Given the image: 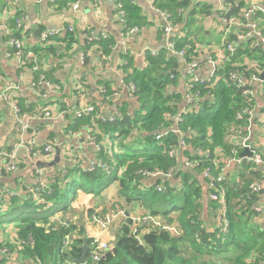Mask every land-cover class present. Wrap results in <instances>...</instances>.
<instances>
[{"label":"crops","instance_id":"0c3cea01","mask_svg":"<svg viewBox=\"0 0 264 264\" xmlns=\"http://www.w3.org/2000/svg\"><path fill=\"white\" fill-rule=\"evenodd\" d=\"M13 1L17 2L14 4ZM207 1L212 5L210 13L190 23L189 29H185V25L192 5L183 7L184 20L175 29L174 40L189 37L195 43L219 41L221 38L218 29L219 0ZM243 1L248 6L257 5L264 10V0ZM76 2L78 8L72 9V5ZM122 2L124 5V0ZM154 2L153 6H155ZM135 3L139 7L142 23L129 27L126 4L122 23L114 0H0V93L7 95L6 100H0V213L2 216L12 213L10 198L4 194V191L9 190L14 193V197H24L26 194L34 193L33 188L37 184H42L47 189L48 184L56 177L65 175L63 171L68 167L87 166L97 158L94 137L95 142L99 141L98 143L103 144L107 152H111L112 147L117 146L120 139L116 137V140L105 144L103 141L105 137L114 134L104 135L98 127L90 126L96 125L92 121L89 124H80L77 128L73 126L77 119L75 117L77 108L91 106L94 113L104 116L111 112L121 114L123 113L121 110L132 114L140 109L139 101L136 95L128 91L129 82L126 83L125 79L128 73L148 66L147 56L152 51L158 53L164 49L160 35L165 21L148 0H136ZM20 12L24 16V26L22 29H17L15 18ZM259 21L264 23L261 19ZM68 25H72L73 31L67 29ZM46 30H58L60 35L43 42L42 38ZM89 30L100 37L97 42L87 45L84 33ZM200 34L209 38L201 40ZM10 36L22 39L25 50L31 52L28 55L29 60L23 66L18 63L13 51L6 45V40ZM65 37L67 38L62 39ZM108 40L111 41L108 45L110 50L104 53L101 43ZM47 47H51L53 51L48 50ZM167 55L176 61V65L170 70L171 75H175V79L167 85L168 90L171 93H179L180 96L182 94L184 100L185 75L181 59L168 53ZM259 55L262 58V50ZM33 61L36 62V69L32 68ZM39 70L45 76L40 73L37 77L35 72ZM199 74L202 75L203 72L200 71ZM40 76H43L49 84L41 83L38 87L40 92L36 93L31 84ZM255 89L257 95L253 119L249 121L245 131L238 136L241 137L239 141L243 136H247L252 148L264 156V80L258 83ZM211 102L206 101L205 110H209L207 106ZM12 103L19 104L22 111L34 115L30 119L29 126L24 130H17L15 127ZM177 109L178 105L176 111ZM44 110L51 111L49 117L44 116ZM174 127L175 124L170 121L168 131ZM168 131L162 129L160 132L163 135ZM32 138L39 147L55 138L57 145L54 152L47 155L40 151L32 153V148L28 152L25 146L19 145L20 141L26 144ZM228 138L234 145V141H238L236 138ZM186 146L184 151L189 154L195 153L192 147ZM57 149L58 160L55 159ZM11 151H14L18 161L15 171L8 170V159L4 156V153ZM238 152H241L239 147ZM239 153L237 157H241ZM178 156L177 161L180 160L178 167L182 169L183 155L180 152ZM231 157H233L231 152L230 155L220 156L223 159L222 175L228 181L239 182L241 177H246L263 185V190L261 193H256L253 202L262 211L257 212L258 214L253 217V223L264 230V164L243 170L242 165L250 162L244 160L238 164ZM187 170L197 177L204 191L202 212L203 216L208 218L205 219L206 228L213 232L221 225L220 212L208 206L210 202L207 197L208 185L202 173L198 174L194 169ZM37 171H41V174L39 175ZM121 172L122 170L117 171L118 175H121ZM38 180L43 182L36 183ZM168 180L172 181L173 177ZM141 183L142 191L155 184L163 185L160 179L154 177H144ZM34 195L38 197V194L34 193ZM145 195L147 192L131 195L129 198L123 197L118 179L110 181L96 194H89L88 191L79 189L72 198L73 202L68 203L63 210L53 213L48 218V222L64 220L81 227L84 236L81 249L86 238H90L89 240L97 238L110 244L112 250L117 230L128 219L132 220L131 231L138 229L139 226H146L147 228L144 229L146 231L150 227H158L152 221L142 222L141 219H136L139 216H151L150 210L144 203ZM65 211L69 212L66 219H64ZM212 215L213 219H209ZM24 216L7 219L5 222L0 219V249H7V254L0 253V264H18L15 258L19 264H23L26 260L21 253L20 258L18 256V252H21L26 243V240L21 241L18 236V228ZM35 217H37L35 219L40 218ZM154 217L162 218L160 219L162 225L176 229L178 219L169 221L159 214ZM75 234L79 237L76 231ZM87 253L89 254V245ZM183 254L190 256L189 246ZM37 262L40 263L35 260L32 264ZM70 264L73 262L70 261Z\"/></svg>","mask_w":264,"mask_h":264},{"label":"trees","instance_id":"16d2710c","mask_svg":"<svg viewBox=\"0 0 264 264\" xmlns=\"http://www.w3.org/2000/svg\"><path fill=\"white\" fill-rule=\"evenodd\" d=\"M131 2L124 0L123 5L124 7L126 4L129 27L142 23L139 7L132 0ZM154 5L169 12L175 21L183 18L176 16L178 7L192 5L185 29H189V24L194 23L198 17L209 14L212 7L207 0H155ZM244 6L247 5L240 0L239 7ZM234 12L236 9L232 10V13ZM254 17L258 25L264 26V23L259 21V19L264 21L261 11H257ZM175 40L177 46L188 47L190 52L196 44L189 37ZM110 43L109 40L101 43L104 53L109 52ZM47 49L53 51L51 47ZM258 51L261 52L260 49ZM166 52L162 49L155 56L149 54L147 67L134 70L126 76V83L132 81L136 87L134 94L139 101V110L130 115L121 110L123 113L111 122L101 121L95 117L94 112L75 120L73 128L92 121L96 125L90 126L98 127L104 135L113 133L120 139L117 146L112 147L111 152H107L102 144L100 151L96 152L98 159L112 167L110 174L97 167L85 172L81 170L82 168L72 166L66 169L64 177L62 175L56 177L48 184L47 189H41L37 193L38 197L34 195V191L24 197H9L11 212L20 210V213L25 215L18 228L19 239L21 241L27 240L28 237L32 239V244L25 243L21 252H18L19 258L20 253L24 259L26 258L23 264H32L35 260L40 264L50 262L70 264V261L73 264H258L264 261V230L253 223V217L258 214L253 203L256 193L252 192L250 187L253 180L241 177L239 182H232L225 177L224 180L215 183L216 189H208L207 197L210 199L208 206L214 208L216 212L218 210L221 212V206L218 200L210 198V194L217 192V188H222L225 198V214L220 219L221 225L210 232L206 228L205 219L208 218L202 214L204 191L200 182L184 166H182L184 169L178 167L180 164V161H177L178 155H169V149L177 144L178 137L172 131H168L170 120L166 118L165 113L176 114V100L180 98V94L168 90L167 85L175 79L170 70L176 65V61L168 57ZM241 53L240 50L237 51L234 58H241ZM40 73H42L40 70L36 71L35 75L38 77ZM222 73H225V69H222ZM226 85L222 82L215 85L213 100L207 106L209 110L188 113L180 125L186 145L202 152L182 153L183 158L196 162L193 169L198 174L209 169L212 177L218 176L219 168L213 165L215 159L220 157L217 150L224 156L230 155L234 144L227 134L241 135L248 125L246 118L236 119L235 115L236 110L244 104L243 100L232 87ZM162 129L168 131L163 139L157 137ZM132 146L134 149L130 150ZM218 165L221 166V162H218ZM252 166L251 163L242 165L243 170ZM170 169L174 170L172 181L158 178L163 183L161 191H157V184L142 191L141 179H144L142 170L165 173ZM120 170L121 175H118L117 171ZM105 174L110 176L109 182L119 180L121 195L125 198L147 192L155 195L170 194L172 199L177 191L181 198L180 205L172 203L170 208L161 214L169 221L178 219L175 225L177 232L176 229L174 233L167 228L158 227H150L146 231L144 230L146 226H139L138 229L131 231L132 220L128 219L117 230L112 250L107 251L97 261H93L87 253L85 263H78L77 259L82 253L81 245L84 241L81 227L64 220L48 222V218L57 210L66 208L77 190L82 189L89 194H96L104 189L109 183L104 179ZM83 180L88 185H84ZM205 181L209 183V178ZM64 201L65 204L62 203ZM148 208L151 216L158 214L156 209ZM30 212L40 218L35 219L37 217L29 214ZM16 217L20 216L16 215L13 218ZM211 217L213 219V215ZM89 239L86 238L88 245L92 241ZM187 246L190 256L183 254Z\"/></svg>","mask_w":264,"mask_h":264},{"label":"built area","instance_id":"2783aa9c","mask_svg":"<svg viewBox=\"0 0 264 264\" xmlns=\"http://www.w3.org/2000/svg\"><path fill=\"white\" fill-rule=\"evenodd\" d=\"M114 1L116 3L118 16L123 23L125 16L123 2L122 0ZM132 1L136 2V0ZM16 2L17 1H13L14 4ZM148 2L153 6L154 0H148ZM239 3L240 0H229L228 2H225V0H219L218 29L221 34L220 41H213L207 44L196 43L191 52L188 47L177 46L176 41L173 38L175 29L178 28L179 23L184 18L183 7H178L176 9L177 18L183 17L182 20L177 19L175 21L169 12L153 6L165 21L163 27L161 28L160 42L169 55H174L181 59L182 67L184 69L183 72L185 75L184 100L182 98V94L180 96V100H176V106L178 105L176 114H171L170 112L165 113L166 118L170 121H173V123L175 124V127L171 129V131L178 137L177 144L169 149L170 156H176L180 152L183 153V151L187 148L179 127V124L182 123L185 115H187L188 113L204 111L206 106L205 101L213 100V90L215 88V85L219 84L220 82L232 87L234 92L243 100L244 104L240 106L235 112L236 119L246 118L248 123L253 119L255 99L257 95L255 88L256 85L262 81L260 75L264 67L263 59L260 55L253 58H250V55H252L253 52L258 51V49L262 50L264 48V26L258 25L254 17L257 11H261V13H264V10L257 5H247L244 7H239ZM77 8L78 3L76 2L72 5V9ZM233 9H236V12L232 13ZM15 25L17 29L23 28L24 16L22 12H20L15 18ZM67 29L69 31H73L72 25H68ZM84 34V40L88 43L97 42L100 37L92 30L87 31ZM58 35H60L58 30H46L43 34L42 41L44 42L47 40L48 42L52 37H56ZM6 45L13 51L12 53L19 64H22L23 66L27 63V60H29L28 55L31 52L25 50L22 39L15 36H10L6 40ZM239 50L240 52H242L241 58L235 59L234 56ZM245 51L246 53H244ZM156 54V51L151 52V55ZM189 56L190 58H188ZM32 68H37L35 61L32 62ZM222 69H225V73H222ZM200 71L203 72L202 75L199 74ZM41 83L49 84V82L44 80L43 76H40L39 79L33 81V83L31 84L32 89L36 93L40 92L38 87ZM127 88L132 95H135L134 93L136 87L134 83L129 82ZM6 99V93H0V100ZM12 111L16 129H26L29 126L31 117H33L34 115L31 116L30 113L22 111L17 103H12ZM90 113H93V109L91 106L85 108H77L75 111V117L78 118L82 115H88ZM43 114L44 116L49 117L51 111L44 110ZM127 114L130 115V113ZM119 116L120 114L117 112H111L106 116L97 113L95 114V117L103 122L114 121ZM245 129L246 127L243 131H245ZM166 134L167 133L164 132V134L162 135L160 132L157 137L161 138ZM228 137H230L231 139H238V141H234L235 145L231 150L233 154V157H231L232 160H234L238 164H241L245 160L250 162L253 166L264 164V156L252 148V146L248 142L247 136H243L240 141L239 138L241 137L236 134H228ZM19 145L25 146L28 152L31 151L32 148V153H34L35 151H40L44 155H47L54 152L55 146L57 145V140L55 138H52L39 147L35 144V141L32 138L28 140L26 144H24L23 141H20ZM94 147L96 152H99L101 149L100 143L95 142V139ZM238 147L239 151L247 149L251 152V155L237 157V154L239 153ZM195 152L202 153L201 151ZM217 153L219 156L222 155V152L220 150H217ZM4 156L8 159V170L15 171L18 167V161L14 151H11L10 153H4ZM218 162H221V166L218 165ZM181 164L187 169H193L196 162L190 161L188 158L184 157L182 158ZM222 164V158L218 157V159H215L213 165L215 166V168H219V175L216 177L211 176L209 169H206L202 172V176L204 177V179L209 178V183H207L208 189L215 188L216 182L225 179V177L222 175ZM96 167L101 168L107 172L112 169V167L107 163H104L100 159L96 158L92 160L87 166L81 167V170L87 172L94 170ZM173 169H170L165 173L160 171L149 172L147 170H142V174L145 178L154 177L167 180L173 176ZM37 173L40 175L41 171H37ZM63 173L65 174L66 170H64ZM40 182L43 181H36V183ZM250 187L252 192L255 193H261V191L263 190L262 183L258 181L252 182L250 184ZM41 189H44V186L42 184H37L33 188V191L37 194ZM156 189L157 191H161L163 189V185H156ZM217 190V192L210 194V198L219 201L221 206L220 217L223 218L225 214V198L223 194L224 191L222 188H217ZM4 194L6 196L12 197L14 193L7 190L4 191ZM254 209L257 212L262 211L259 206H255ZM122 213L123 212H121V214ZM145 217L151 219H141L142 222L152 221L153 223L157 224L156 226L167 228L168 230L175 233V229L173 227H166L162 225V223L157 222L156 219H152L155 217ZM61 224H64V222H61ZM225 226L226 222L224 224V227ZM26 243L32 244L31 237H28V241ZM108 250H110V247L107 246V243L97 238L92 239L89 244V255L93 261H97L100 257L105 255ZM6 251V248L0 249V253L2 254ZM36 264L40 263L37 262ZM258 264H264V261H261Z\"/></svg>","mask_w":264,"mask_h":264},{"label":"rangeland","instance_id":"374dc122","mask_svg":"<svg viewBox=\"0 0 264 264\" xmlns=\"http://www.w3.org/2000/svg\"><path fill=\"white\" fill-rule=\"evenodd\" d=\"M213 37V35H212ZM209 37H206V36H202V34L199 35V39L203 40V39H208ZM198 43V42H196ZM259 56V52L258 51H255L252 53V55H250V58H253V57H258ZM116 140V137L114 135H109L108 137H105V139L103 141H105V144H108V143H111L112 141ZM103 145V144H102ZM134 149V146H132L130 148V150H133ZM104 179L107 180L109 182V179H110V176L109 175H104ZM80 180V178H79ZM84 183V185H88L87 182H84V180L82 181ZM74 199H70L69 200V203L70 202H73ZM180 196L179 194L177 193L176 191V194L175 196H172V199H171V195L170 194H166V195H163V194H147L144 196V203L145 205L148 207H151V208H154L158 211V214L161 215L162 212H165L166 210H168L171 206L172 203H175L176 205H180ZM63 204H65V201L62 202ZM149 209V208H148ZM72 210V208L70 209V211ZM4 211V210H3ZM21 211L20 210H15L14 212L10 213V214H14L13 216H10V214L6 217V216H2V214L0 213V219H3V222H5V220L8 219H12L14 216L16 215H23L24 213H20ZM29 212V211H28ZM150 212V211H149ZM69 212L65 211L64 212V219H66V216L68 215ZM27 214V212H26ZM31 214V212L29 213ZM203 214V212H202ZM33 215V214H31ZM123 215V213H122ZM35 216V214L33 215ZM162 216V215H161ZM212 218V217H211ZM136 219H151V218H148V217H145V216H139L137 217ZM152 219H156L157 222L161 223L160 222V217H155V218H152ZM105 224H103L104 226ZM154 225L156 226L157 224L154 223ZM175 225V224H174ZM170 227V226H169ZM168 227V228H169ZM172 229V228H170ZM177 234V233H176ZM28 241V239L26 240V242ZM107 243V242H106ZM107 246H111L110 244H107ZM109 251V250H108ZM7 254V252H6ZM13 259H14V256H13ZM15 261L18 262L19 264V261L17 260V258H15Z\"/></svg>","mask_w":264,"mask_h":264},{"label":"water","instance_id":"95a60500","mask_svg":"<svg viewBox=\"0 0 264 264\" xmlns=\"http://www.w3.org/2000/svg\"><path fill=\"white\" fill-rule=\"evenodd\" d=\"M262 58H263V67H264V48L262 49ZM260 78L261 80H264V68H263V71L260 75ZM56 155H55V159L58 160V156H59V151L58 149L56 150ZM239 155L242 157V156H250L251 155V152L248 151L247 149H244L242 150ZM82 249H83V252L81 254V256L79 257V259L77 260L78 262L80 263H85V260H86V253H87V249H88V245L87 243L85 242L82 246Z\"/></svg>","mask_w":264,"mask_h":264},{"label":"bare ground","instance_id":"6f19581e","mask_svg":"<svg viewBox=\"0 0 264 264\" xmlns=\"http://www.w3.org/2000/svg\"><path fill=\"white\" fill-rule=\"evenodd\" d=\"M111 172H112V169H111V170H109L108 174H110Z\"/></svg>","mask_w":264,"mask_h":264}]
</instances>
